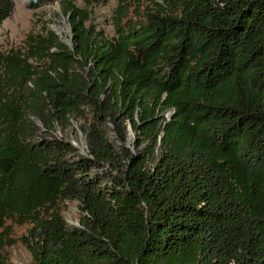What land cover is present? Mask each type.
I'll list each match as a JSON object with an SVG mask.
<instances>
[{"label": "trees", "instance_id": "1", "mask_svg": "<svg viewBox=\"0 0 264 264\" xmlns=\"http://www.w3.org/2000/svg\"><path fill=\"white\" fill-rule=\"evenodd\" d=\"M57 1L73 48L0 50V264H264V0Z\"/></svg>", "mask_w": 264, "mask_h": 264}, {"label": "rangeland", "instance_id": "2", "mask_svg": "<svg viewBox=\"0 0 264 264\" xmlns=\"http://www.w3.org/2000/svg\"><path fill=\"white\" fill-rule=\"evenodd\" d=\"M13 1L15 3L13 14L0 24V50L24 44L26 36L31 31H42L45 26L49 29L53 26L59 27L64 25L63 21L69 24L68 15L64 13L58 1L47 3L37 9L27 8L25 5L26 0ZM149 2L150 0H136V5L142 8ZM75 3L79 7H86L85 0H75ZM117 4L118 0H108L106 4L99 3L88 6L90 12V20L88 23L95 25L98 30H104L108 37H113L115 35V29L112 23V15ZM66 28L67 31L64 33V36L70 37L73 35L71 25L69 24ZM130 137L133 141L135 133ZM65 215L71 222L78 223L79 217L76 204H71L65 212ZM28 260L29 254L24 248L20 247L15 250L16 262L22 264Z\"/></svg>", "mask_w": 264, "mask_h": 264}, {"label": "water", "instance_id": "3", "mask_svg": "<svg viewBox=\"0 0 264 264\" xmlns=\"http://www.w3.org/2000/svg\"><path fill=\"white\" fill-rule=\"evenodd\" d=\"M58 4L61 5L60 2ZM63 23H65V22L63 21ZM65 24L67 26H69L70 23L69 24L65 23ZM52 29L60 37V39H61V41L63 43H65V44L69 45L71 48H73V41H72L73 35H71L70 37H62L61 31H60L59 27L53 26ZM167 116L170 118L172 116V114L171 113H168ZM129 130H130V136L134 135V131H133V128H132L131 124H129ZM82 151H84V150H82Z\"/></svg>", "mask_w": 264, "mask_h": 264}, {"label": "bare ground", "instance_id": "4", "mask_svg": "<svg viewBox=\"0 0 264 264\" xmlns=\"http://www.w3.org/2000/svg\"><path fill=\"white\" fill-rule=\"evenodd\" d=\"M64 25H61V26H59V29H60V31H61V35H62V37H65L64 36V33L67 31V25L65 24V23H63Z\"/></svg>", "mask_w": 264, "mask_h": 264}, {"label": "clouds", "instance_id": "5", "mask_svg": "<svg viewBox=\"0 0 264 264\" xmlns=\"http://www.w3.org/2000/svg\"><path fill=\"white\" fill-rule=\"evenodd\" d=\"M168 113H173V112L170 111V112H168ZM168 113H167V114H168Z\"/></svg>", "mask_w": 264, "mask_h": 264}, {"label": "built area", "instance_id": "6", "mask_svg": "<svg viewBox=\"0 0 264 264\" xmlns=\"http://www.w3.org/2000/svg\"><path fill=\"white\" fill-rule=\"evenodd\" d=\"M78 224V223H77Z\"/></svg>", "mask_w": 264, "mask_h": 264}]
</instances>
